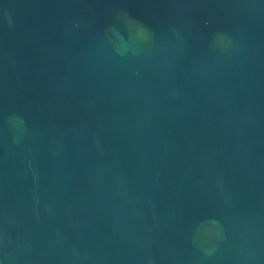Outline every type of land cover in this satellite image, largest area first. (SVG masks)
Returning <instances> with one entry per match:
<instances>
[{
  "label": "water",
  "instance_id": "water-1",
  "mask_svg": "<svg viewBox=\"0 0 264 264\" xmlns=\"http://www.w3.org/2000/svg\"><path fill=\"white\" fill-rule=\"evenodd\" d=\"M0 264H264V0H0Z\"/></svg>",
  "mask_w": 264,
  "mask_h": 264
}]
</instances>
